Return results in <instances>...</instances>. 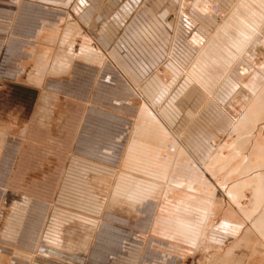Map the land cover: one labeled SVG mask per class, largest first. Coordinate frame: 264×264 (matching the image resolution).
<instances>
[{"label":"crops","instance_id":"1","mask_svg":"<svg viewBox=\"0 0 264 264\" xmlns=\"http://www.w3.org/2000/svg\"><path fill=\"white\" fill-rule=\"evenodd\" d=\"M123 1L86 0L85 10L75 16L66 8L74 10L76 1L12 0L17 8L11 17V1L0 0L4 9L0 10V28H4L0 40L7 44L32 39L29 53L38 84L44 78L74 77L80 79L83 90H89L105 60H111L130 85L143 90V104L153 106L151 112L162 127L160 156H165L170 171L162 181L161 208L168 214L179 208L176 214L183 217L179 220L194 226L198 234L196 244L210 228L214 252L194 264H264V90L255 98L243 94L247 97H241L243 104L234 97L241 87L247 91L262 87L264 70L254 78L242 70L245 81L240 83L229 78L222 81L227 69L220 73L210 60L235 40L221 32L227 23L215 19L212 6L224 12L234 1L143 0L128 25L118 30L110 16ZM70 81H63L66 88ZM221 106H228L236 119ZM142 108L146 115L139 114L140 138L154 125L153 116ZM3 196L1 192L0 222L6 216ZM32 202L30 214L19 221L20 236L15 241L9 238L10 223L0 225V253L8 264L14 256L30 251L34 242H43L49 233L63 234L72 225L74 212L64 205L61 193L53 202ZM158 206L149 199L141 209L154 216ZM203 210L207 220L198 225ZM233 222L235 232L240 231L237 236L231 235L230 227L223 231ZM180 232L178 228L181 236Z\"/></svg>","mask_w":264,"mask_h":264},{"label":"rangeland","instance_id":"2","mask_svg":"<svg viewBox=\"0 0 264 264\" xmlns=\"http://www.w3.org/2000/svg\"><path fill=\"white\" fill-rule=\"evenodd\" d=\"M10 1L8 10L12 17L17 3ZM233 1L226 11H220L219 17H214L220 24L227 23L221 32H228L235 40L210 60L220 73L227 69L222 81L229 78L240 83L245 81L242 70L252 78L264 70V0ZM66 11L79 14L71 7ZM3 43L6 45V40ZM1 44L0 51L4 48ZM29 51L32 52V45L28 46ZM31 52L18 77L0 78V172L6 147L11 145L17 151L8 183L0 185L6 215L0 225L20 224L24 199L53 202L61 193L64 205L72 207L74 218L72 225L60 234L62 252H58L67 258L57 255L62 258L55 260L58 264H79L92 248L98 224L110 225L118 219L148 226V232L136 234L135 247L130 246V250L118 256L117 264H194L202 256H210L214 252L209 243L210 228L201 233V241L196 244L198 234L194 226L179 220L183 219L177 216L179 208H175L177 214H168L161 208L162 181L170 171L169 163L165 156H160L162 127L151 112L153 106L143 104V90L130 85L109 59L95 75L89 90H83L80 79L74 77L58 81L44 78L38 84L33 78ZM94 59L88 58L91 62ZM66 80H71L69 88L63 82ZM261 90L264 85L249 91L241 87L234 97L243 104L241 97L247 100L243 94L251 93L255 98ZM142 107L153 116L154 125L140 138L139 114L146 115ZM221 110L236 119L228 106H221ZM149 199L159 205L154 216L141 209ZM71 201L72 205L66 204ZM206 220L203 210L198 225ZM233 223L226 224L223 231L230 227L231 235L237 236L240 231L235 232L237 224ZM186 226L194 234L184 233ZM9 234L11 238L14 230ZM148 241L153 242L149 252L143 247ZM236 255L240 256L239 250ZM1 256L0 253V264H8V258Z\"/></svg>","mask_w":264,"mask_h":264},{"label":"built area","instance_id":"3","mask_svg":"<svg viewBox=\"0 0 264 264\" xmlns=\"http://www.w3.org/2000/svg\"><path fill=\"white\" fill-rule=\"evenodd\" d=\"M76 2L77 6L74 10H76V12L80 14L85 10L87 3L86 0H77ZM141 6L142 3L140 2V0H124L111 15V22L114 27L118 30L124 29L133 18L134 14L139 11ZM212 11L215 17L220 16V11L216 6H212ZM32 43V39L26 37L20 41H9L6 45H4V48H2L0 52V78L12 79L18 77L22 73V63L28 60V58L30 57L27 49L28 46L32 45ZM16 152L17 151L15 150V148H12L11 145L7 146L4 151V155L2 156L3 162L1 164L2 171L0 172L1 186L4 185L10 177L11 170L14 165V158L16 157ZM1 190L2 189H0V191ZM24 201L25 209L23 212H21V220H23V218H27L33 206L32 201H29L27 199H24ZM12 227L14 228L9 229L11 230V233L14 230V234L13 236H11V240L15 241L20 236V233L18 234L17 232L18 227ZM96 230L97 231L94 236L92 248L87 256H85L84 258H80L81 261L79 262V264H114L115 259L125 253L126 249L130 250V246L133 247L134 245H136V242L133 239L136 234L148 232V226L139 227L138 224H129L126 221L118 219L115 221H111L110 225L100 223L98 224ZM122 231H124L128 235L126 236L122 234ZM109 236L113 238L110 239ZM61 243L60 232L56 234L49 233L48 235H46V238L43 242H34L31 250L26 252L24 256H14L12 262L13 264H58L55 260L62 258L54 255L53 252L61 251L59 249ZM152 246V241H148L146 245H143V247H145V250H147L148 252ZM167 264H170V262Z\"/></svg>","mask_w":264,"mask_h":264},{"label":"bare ground","instance_id":"4","mask_svg":"<svg viewBox=\"0 0 264 264\" xmlns=\"http://www.w3.org/2000/svg\"><path fill=\"white\" fill-rule=\"evenodd\" d=\"M245 40V39H244ZM31 58V56L29 57V59ZM245 113V112H244ZM243 117H244V115H243ZM242 117V118H243ZM264 223V222H263ZM256 225V224H255ZM258 227V226H257ZM183 232L184 233H188V234H192L193 232L188 228V226H186L184 229H183ZM194 234V233H193ZM193 236V235H192ZM54 253V255H58V256H60V257H63V258H67V256H65V255H63V254H61V253H59L58 251L57 252H53ZM69 258V257H68ZM71 259V258H70ZM73 259V258H72Z\"/></svg>","mask_w":264,"mask_h":264}]
</instances>
